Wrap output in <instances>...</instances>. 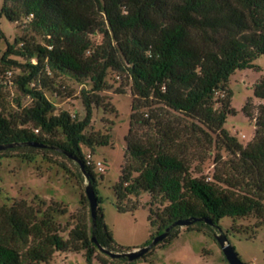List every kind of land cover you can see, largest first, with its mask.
Wrapping results in <instances>:
<instances>
[{"label":"trees","instance_id":"obj_1","mask_svg":"<svg viewBox=\"0 0 264 264\" xmlns=\"http://www.w3.org/2000/svg\"><path fill=\"white\" fill-rule=\"evenodd\" d=\"M3 1L1 11L9 21L27 20L55 40L51 49L41 44L25 47L28 58L36 57L52 71L79 79L89 77L94 91L103 89L109 68L125 71L132 78L133 112L126 161L113 186L115 206L119 212H134L142 205L131 196L149 193L148 221L156 228L155 234L170 228L167 237L141 259L177 238L184 227L215 236L222 230L221 219L253 213L264 224V105L259 106L256 134L247 146L225 128L228 115L234 113L233 92L227 88L230 77L238 69L256 67L254 61L264 54V0ZM98 30L104 41L86 57L91 49L86 37ZM28 66L35 77L40 66ZM219 89L227 94L220 100V109L215 108ZM31 94L35 100L31 107L15 115L0 112V154L26 158L56 154L72 162L80 179L87 181L83 165L95 184L99 206L96 220L91 211L85 212L67 238L55 218L66 210L57 202L43 208L44 203L34 206L20 200L1 207L0 264H48L56 252L84 250L91 263L99 245L115 252L136 248L116 242L101 206L104 200L97 188L96 167L84 152V146L95 154L98 147L111 143L110 134L86 132L93 104L100 103L98 96H85L87 113L79 120L67 111H58L43 92ZM254 94L264 99V77L256 83ZM151 99L197 118L221 136L228 150L238 156L232 165L236 174L215 173L213 181L194 176L189 162L175 151L170 131L159 132L155 141L137 138V126L149 125L139 109ZM247 107L244 112L251 117ZM154 201L163 208L154 209ZM178 221L191 224L181 226ZM257 230L248 239H256ZM154 237L152 232L143 246ZM113 259L128 264L137 261Z\"/></svg>","mask_w":264,"mask_h":264},{"label":"rangeland","instance_id":"obj_2","mask_svg":"<svg viewBox=\"0 0 264 264\" xmlns=\"http://www.w3.org/2000/svg\"><path fill=\"white\" fill-rule=\"evenodd\" d=\"M3 3L0 0V112L5 115L22 112L35 102L31 93L40 91L54 103L58 111H67L82 120L87 113L85 96L96 94L100 103L93 104V117L86 132L110 134L111 143L98 147L95 154H90V150L84 146V152L96 167L97 188L104 200L101 206L116 242L129 247L143 246L150 240L152 232L156 236V228H152L148 221L151 195L143 192L138 198L131 196L133 201L138 200L142 206L134 212L123 213L115 206L113 191L126 161V138L133 112L132 78L125 71L109 68L103 89L94 91L89 77L79 79L60 71H52L45 67V63L40 64L36 57L28 58L25 47L32 48L41 44L51 49L55 40L33 27L27 20L9 21L2 14ZM86 40L91 45V49L85 52V56L89 57L103 43L104 34L98 30L88 35ZM254 64V68L236 70L227 83V88L233 92L231 108L234 113L228 115L225 128L243 146L253 140L258 126L259 106L264 105V99L254 94L256 83L264 77V54ZM28 65L40 66L35 77ZM226 95L224 90L216 91L215 108H221L220 100ZM246 104L251 117L244 112ZM139 113L149 119V125H138L135 136L148 142L158 139L159 132L170 131L175 140V151L189 162L194 176H204L213 181L215 173L223 176L236 174L232 165L238 162V156L228 150L221 136L197 118L152 99L144 103ZM86 182L80 179L72 162L56 154L37 153L30 158L20 154H0V208L10 207L20 200H26L34 206L44 203L43 208L57 202L66 210L64 214L59 213L55 217L65 238L78 218L90 211L85 191ZM238 190L242 191L243 188ZM153 208L162 209L163 206L154 201ZM220 224L222 231L228 235L246 264H264V224L257 214L238 218L226 217L220 220ZM258 225H261L259 231L256 227ZM255 230L258 231L257 238L248 239ZM86 254L85 250L77 253L56 252L48 264H104L101 260H106L105 264H128L116 261L99 249L91 263L87 261ZM136 264L229 262L214 235L188 231L184 227L177 238L157 246L147 259H138Z\"/></svg>","mask_w":264,"mask_h":264},{"label":"water","instance_id":"obj_3","mask_svg":"<svg viewBox=\"0 0 264 264\" xmlns=\"http://www.w3.org/2000/svg\"><path fill=\"white\" fill-rule=\"evenodd\" d=\"M1 148V146H0ZM69 156L72 157V155L69 154ZM82 171L84 175L86 176L87 182L85 185V191L87 195V199L89 201L90 205V211L92 214V217L94 221L96 220L97 216V209L99 206L98 203V195L95 189V184L89 179L88 173L85 171L83 165H82ZM176 224L181 225V226H186L191 224V221H178ZM170 228H168L164 233L156 235L153 240L145 246L137 247L132 250L128 251H123V252H115L109 249H106L102 246L99 245L100 251H102L105 254L110 255L112 258H120V257H127L130 261H135L138 259H141L148 251H150L154 246L159 244L162 240H164L167 235L169 234ZM215 238L217 239L227 261L229 264H246L238 254L236 248L232 244L230 238L228 235L220 230L219 233L215 234ZM93 241L97 242V239L93 237Z\"/></svg>","mask_w":264,"mask_h":264},{"label":"built area","instance_id":"obj_4","mask_svg":"<svg viewBox=\"0 0 264 264\" xmlns=\"http://www.w3.org/2000/svg\"><path fill=\"white\" fill-rule=\"evenodd\" d=\"M38 131V130H37Z\"/></svg>","mask_w":264,"mask_h":264}]
</instances>
